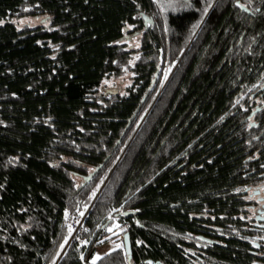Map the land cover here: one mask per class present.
<instances>
[{
  "label": "trees",
  "instance_id": "16d2710c",
  "mask_svg": "<svg viewBox=\"0 0 264 264\" xmlns=\"http://www.w3.org/2000/svg\"><path fill=\"white\" fill-rule=\"evenodd\" d=\"M263 196L264 0H0V264H264Z\"/></svg>",
  "mask_w": 264,
  "mask_h": 264
},
{
  "label": "rangeland",
  "instance_id": "374dc122",
  "mask_svg": "<svg viewBox=\"0 0 264 264\" xmlns=\"http://www.w3.org/2000/svg\"><path fill=\"white\" fill-rule=\"evenodd\" d=\"M17 21L21 24H34V23H37L39 20L35 19V18L23 17V18L18 19ZM166 76H167V73L164 76V78ZM107 89H115V88H107ZM77 225L78 226H74V231L72 232L70 238H73L76 231H78L80 223H77ZM110 229H111V231H110L109 235L111 237L104 240L102 242V244L96 245V250L92 256V260H94L95 257L106 252L109 248L117 247L120 244V238L122 236H121V234L118 233L119 229L117 228L116 225H114L113 227L111 226Z\"/></svg>",
  "mask_w": 264,
  "mask_h": 264
},
{
  "label": "water",
  "instance_id": "95a60500",
  "mask_svg": "<svg viewBox=\"0 0 264 264\" xmlns=\"http://www.w3.org/2000/svg\"><path fill=\"white\" fill-rule=\"evenodd\" d=\"M235 6H237L241 11L243 12H247L249 13V10L247 9V7H245L244 5L235 2ZM142 18H143V22L144 25L146 26L147 24L152 23V18L148 17L147 15L142 14ZM114 90H106L105 93H114ZM89 177V176H88ZM133 211H125V214L130 215L132 214ZM71 238L68 240L66 246L68 245V243L70 242ZM122 243H123V248H124V253L126 255V259L129 261L131 259V248H130V240H129V235L127 232H124L122 235ZM65 246V247H66ZM64 251V250H63ZM63 251L61 252V254L58 256L57 260L55 261V264L59 261ZM146 263L152 264L151 260H146Z\"/></svg>",
  "mask_w": 264,
  "mask_h": 264
},
{
  "label": "flooded vegetation",
  "instance_id": "af4514ba",
  "mask_svg": "<svg viewBox=\"0 0 264 264\" xmlns=\"http://www.w3.org/2000/svg\"><path fill=\"white\" fill-rule=\"evenodd\" d=\"M255 192H256V191H254V193H255ZM256 193H258V191H257ZM259 200H260L261 202H263V204H262V208H263V210L260 211V214L257 215V216L255 217V219H256L258 222H260L261 225L264 227V196L261 197V198H259Z\"/></svg>",
  "mask_w": 264,
  "mask_h": 264
},
{
  "label": "snow or ice",
  "instance_id": "6c2138e0",
  "mask_svg": "<svg viewBox=\"0 0 264 264\" xmlns=\"http://www.w3.org/2000/svg\"><path fill=\"white\" fill-rule=\"evenodd\" d=\"M207 11V9H205V12ZM196 27H199V23H197L196 25L193 26V28L195 29ZM139 45H137L138 47ZM69 231L71 232V229H69ZM108 231H111V229H108ZM63 247V245L61 246ZM95 259H99V256L95 257ZM95 259L93 260L92 264H95Z\"/></svg>",
  "mask_w": 264,
  "mask_h": 264
},
{
  "label": "built area",
  "instance_id": "2783aa9c",
  "mask_svg": "<svg viewBox=\"0 0 264 264\" xmlns=\"http://www.w3.org/2000/svg\"><path fill=\"white\" fill-rule=\"evenodd\" d=\"M76 226H78V225H76ZM96 250V245H93V246H91V250ZM82 264H86V262L84 261V260H82Z\"/></svg>",
  "mask_w": 264,
  "mask_h": 264
}]
</instances>
